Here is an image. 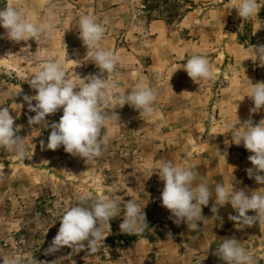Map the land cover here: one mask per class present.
Listing matches in <instances>:
<instances>
[{
  "label": "rangeland",
  "instance_id": "1",
  "mask_svg": "<svg viewBox=\"0 0 264 264\" xmlns=\"http://www.w3.org/2000/svg\"><path fill=\"white\" fill-rule=\"evenodd\" d=\"M11 2L34 23L49 20L54 30L48 39L16 43L0 27V107H8L27 147L24 159L0 148V264L12 256L49 264L59 258L61 264H226L215 254L224 238L237 239L254 264H264V223L242 226L230 220L238 215L230 204L212 212L217 183L249 195L264 187L248 176L252 153L231 140V125L238 120L255 125L264 119V108L251 112L254 102L247 97L252 84L264 82V65L255 60V47L264 45V0H257V15L244 20L236 10L239 0ZM8 3L0 0V9ZM83 15L104 24L101 46L120 58L115 72L104 78L115 80L126 94L144 79L157 96L152 116L128 104L119 107L111 98L107 111L119 119L106 127L109 142L94 161L72 156L63 146L47 149L51 124L59 122L63 110L47 116L46 125H29L35 113L23 99L36 94L28 81L48 58L59 60L77 86L83 81L75 75L100 74L80 39ZM196 54L208 59L213 78L194 82L187 75L183 67ZM164 162L194 166L197 182L212 192L196 230L174 223L162 206L158 171ZM84 192L108 196L120 206L104 242L95 253L87 248L73 253L65 246L46 255L64 211ZM129 200L146 215L142 233L120 230Z\"/></svg>",
  "mask_w": 264,
  "mask_h": 264
},
{
  "label": "clouds",
  "instance_id": "2",
  "mask_svg": "<svg viewBox=\"0 0 264 264\" xmlns=\"http://www.w3.org/2000/svg\"><path fill=\"white\" fill-rule=\"evenodd\" d=\"M259 9L257 0H239L236 8L243 20L257 15ZM0 27L6 30V38L16 43L30 39L39 41L41 37L48 39L54 30L49 20L41 23L32 22L24 11L12 4L11 0L6 7L0 9ZM78 28L80 39L88 49L87 54L92 53V59L100 69V74H90L84 78L75 75L77 80L83 81L82 85L77 86L73 79L68 77L59 60L48 58L40 64L28 81L36 94L25 95L23 99L28 103L29 111L35 113V116L28 118L29 125H46L47 116L63 110L59 122L51 124L47 149L55 151L63 146L64 151L72 156L94 161L102 155L103 147L109 142V138L104 134L106 127L114 118L119 119L116 113L107 111L111 98L115 97L119 107L128 104L139 110L140 115L152 116L157 96L153 87L144 79L138 81L127 94L115 80L105 79V73L115 72L120 58L113 51L101 46L106 31L104 24L97 22L95 17L83 15L79 19ZM255 57V60L264 65V45L255 47ZM183 68L194 82L211 79L214 76L208 59L203 55H192ZM247 97L254 102L251 112L255 113L264 108V82L252 84ZM14 125L15 121L8 107H0V148L11 150L19 158L24 159L27 147L24 138L17 135L19 126ZM231 140L238 146L243 144L252 153L248 160L253 167L247 169L248 176L254 177L258 184L264 185V175L260 174L264 173V119L255 125L251 120L243 124L238 120L231 125ZM40 144L41 150H45V142L42 140ZM158 175L164 182L160 198L162 206L175 218L173 222L177 225L184 222L189 229H198L197 222L205 220L202 206H207L209 200L213 198L209 186L202 181L197 182L198 171L194 166L185 167L164 162L159 167ZM262 190L264 187L249 195L244 189L217 183L214 188L215 203L212 212L216 213L219 207L230 204L238 213L230 215V220L242 226L264 223ZM250 210L256 215H248ZM120 211L119 204L108 196L94 197L87 192L82 193L78 204L64 211L58 233L45 254L55 253L65 246L72 249L73 253L85 248L89 253L97 252L107 237L105 230L110 232V220L120 215ZM146 226V215L141 207L134 200L127 201L124 219L119 226L121 232L129 235L139 234ZM215 254L226 264H254L253 256L235 238L222 239ZM62 259L54 260L51 264H61ZM2 264H49V262L37 261L33 257L25 262L12 256L4 258Z\"/></svg>",
  "mask_w": 264,
  "mask_h": 264
}]
</instances>
